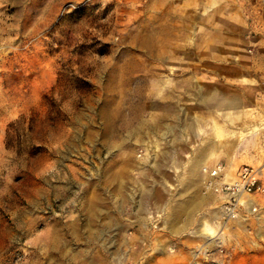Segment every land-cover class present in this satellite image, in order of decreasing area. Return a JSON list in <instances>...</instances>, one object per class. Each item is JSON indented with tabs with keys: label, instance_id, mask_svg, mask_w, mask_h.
<instances>
[{
	"label": "rangeland",
	"instance_id": "374dc122",
	"mask_svg": "<svg viewBox=\"0 0 264 264\" xmlns=\"http://www.w3.org/2000/svg\"><path fill=\"white\" fill-rule=\"evenodd\" d=\"M263 79L264 0H0V264H264L202 174Z\"/></svg>",
	"mask_w": 264,
	"mask_h": 264
},
{
	"label": "built area",
	"instance_id": "2783aa9c",
	"mask_svg": "<svg viewBox=\"0 0 264 264\" xmlns=\"http://www.w3.org/2000/svg\"><path fill=\"white\" fill-rule=\"evenodd\" d=\"M222 163L202 166L205 185L220 197L222 209L236 216L238 211H258L257 199H264V175L252 165L238 168L234 176L227 179Z\"/></svg>",
	"mask_w": 264,
	"mask_h": 264
},
{
	"label": "crops",
	"instance_id": "0c3cea01",
	"mask_svg": "<svg viewBox=\"0 0 264 264\" xmlns=\"http://www.w3.org/2000/svg\"><path fill=\"white\" fill-rule=\"evenodd\" d=\"M199 68L200 67H198V71H200ZM190 69L191 68L189 66H186V67L183 66L181 69V72H189ZM212 70L214 72L219 71L216 68L210 69L209 71H212ZM236 100L237 101H233V102H236V103H250L251 102L252 105L257 104V101L261 102L262 107H261L260 114H261L262 123H263L260 129L261 131H254L251 135L252 136L251 139H247L243 142L232 144L230 149L225 150V151L219 148L218 143L214 142L215 153L211 155V157L208 156L204 163H208L209 165L210 164L215 165L217 163H225L227 166L230 165L232 167H236V166L239 167V166H242L243 164L252 165V166H261L263 169L262 172L264 175V79L261 82L260 96L256 98H252V100L250 101L243 102V101H239V99H236ZM216 101H217L216 99L213 102L211 101L202 102L201 101V103L204 104L203 108L201 107V110L205 111L206 105L213 104L214 110L216 111V109H218L217 107H215V105L217 104ZM249 143L253 145L249 147L248 149H244L245 144L250 145ZM212 200L213 202L214 201L216 202L220 200V197L216 194H213Z\"/></svg>",
	"mask_w": 264,
	"mask_h": 264
},
{
	"label": "bare ground",
	"instance_id": "6f19581e",
	"mask_svg": "<svg viewBox=\"0 0 264 264\" xmlns=\"http://www.w3.org/2000/svg\"><path fill=\"white\" fill-rule=\"evenodd\" d=\"M58 239H59V238H58ZM60 241H61V240H60ZM57 242H58V241H57ZM57 244H58V243H57ZM64 255H67L66 252H63V256H64Z\"/></svg>",
	"mask_w": 264,
	"mask_h": 264
}]
</instances>
